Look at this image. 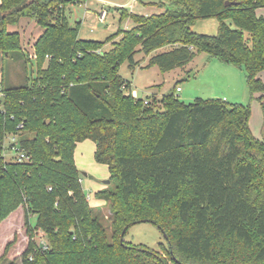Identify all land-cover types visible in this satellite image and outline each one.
<instances>
[{
	"label": "trees",
	"instance_id": "1",
	"mask_svg": "<svg viewBox=\"0 0 264 264\" xmlns=\"http://www.w3.org/2000/svg\"><path fill=\"white\" fill-rule=\"evenodd\" d=\"M167 1L178 9L123 10L121 20L133 27L100 42L80 38L67 2L1 0L0 52L18 57L27 82L0 92V224L24 207L23 264H264V127L256 138L250 107L219 99L187 105L174 92L157 108L134 98L119 75L125 61L135 70L139 52L150 56L146 68L162 73L206 53L244 68L252 98L264 95V18L257 15L264 0ZM22 18L43 30L33 46L35 75L20 34L7 29ZM212 18L217 35L193 31ZM110 40L112 48L102 51ZM164 47L171 49L157 52ZM13 137L26 160L6 159L4 144ZM85 141L94 142L96 163L110 172L111 186L96 193L109 204L108 223L91 207L76 165V147ZM143 222L162 231L168 248L125 240Z\"/></svg>",
	"mask_w": 264,
	"mask_h": 264
},
{
	"label": "rangeland",
	"instance_id": "2",
	"mask_svg": "<svg viewBox=\"0 0 264 264\" xmlns=\"http://www.w3.org/2000/svg\"><path fill=\"white\" fill-rule=\"evenodd\" d=\"M135 6V7H134ZM178 9L176 5L167 0H81L68 3L65 12L72 26L80 24V38L105 42L110 36L117 32L129 30L133 22L125 18L121 20L123 10L140 15L161 14L167 10ZM102 11H106V17L100 20ZM231 28L235 25L228 21ZM219 23L216 19L200 20L193 26V31L203 35L214 36L218 33ZM8 32H18L21 36L23 50L31 58L27 66L29 72L35 75L36 66L33 46L36 40L42 35L43 30L34 19L22 18L19 22L8 26ZM117 38L115 41H118ZM113 40H110L102 51L112 48ZM171 47H164L157 52L170 50ZM99 50V52H102ZM17 56L4 58L0 52V92L3 87H18L25 85L27 77L21 61ZM135 60L139 62L135 70L129 67L125 61L119 69V75L124 81L130 82L132 90L137 91L138 98L144 99L148 104L156 101L157 108H163L161 100L164 96L176 93L179 100L185 104H192L198 99L211 100L219 99L229 105L241 104L251 109L249 125L254 136L262 139L264 116L260 102L263 94H255L252 98L250 93L246 72L244 68L225 65L219 60L210 57L206 53L197 57L184 68H177L168 73H162L158 67L146 68L150 60L143 53H137ZM264 83V72L260 74ZM181 91H177V88ZM1 94V93H0ZM2 99V96H0ZM264 102V99H263ZM146 104V103H145ZM11 139H7L4 147L6 159L11 160L15 155L10 152ZM96 146L92 141L79 143L75 150L77 164L82 173V185L85 193L90 199V205L94 210L100 211L108 223L110 217L109 204L96 197L98 189H106L111 186L110 172L107 166L96 163L94 154ZM110 180V184L104 181ZM26 211L24 207L16 210L7 220L0 225V257L4 254L6 246L14 242L5 260L1 264H23L22 254L26 250L29 237L25 225ZM32 225L36 223V217L30 216ZM44 234L39 232L36 242L45 240ZM125 240L135 245H142L156 251H160V244L168 248V241L162 231L152 223L143 222L132 226ZM169 264H176L170 261Z\"/></svg>",
	"mask_w": 264,
	"mask_h": 264
},
{
	"label": "built area",
	"instance_id": "3",
	"mask_svg": "<svg viewBox=\"0 0 264 264\" xmlns=\"http://www.w3.org/2000/svg\"><path fill=\"white\" fill-rule=\"evenodd\" d=\"M106 17V11H102L101 15H100V20L103 21ZM36 56L34 55L33 58H35ZM48 58V57H47ZM177 91H181V88H177ZM132 96L134 98H138V95L135 91H132ZM146 104H148L147 102H145ZM22 125L19 126V128H21ZM11 139V143H10V152L13 153L15 156L14 157H17L19 158V160H26L27 159V156L24 152H22L20 149H19V146H18V143H17V138L13 137V138H10ZM5 148V147H4ZM7 150V149H6ZM6 151H5V156H6ZM13 157V158H14ZM40 245L42 246L43 250H47L48 249V244L45 240H41L40 242ZM32 259V258H31Z\"/></svg>",
	"mask_w": 264,
	"mask_h": 264
},
{
	"label": "crops",
	"instance_id": "4",
	"mask_svg": "<svg viewBox=\"0 0 264 264\" xmlns=\"http://www.w3.org/2000/svg\"><path fill=\"white\" fill-rule=\"evenodd\" d=\"M99 1H102V0H99ZM0 2H1V0H0ZM134 7H135V6H134ZM257 15H258L259 17H263V18H264V8H259V9L257 10ZM79 35H80V33H79ZM1 70H2V69L0 68V72H1ZM133 91H135V92L137 93L136 90H133ZM95 150H96V149H95ZM75 161H76V165H77V167L80 169L79 165L77 164L78 162H77V159H76V155H75ZM80 170H81V169H80ZM100 190H102V188L98 189L97 191H100ZM89 203H90V199H89ZM19 209H20V208H19ZM15 212H16V211H15ZM13 213H14V212H13ZM13 213H12V214H13ZM12 214H11V215H12ZM11 215H10V216H11ZM10 216H9V217H10ZM9 217H8V218H9ZM8 218H7V219H8ZM7 219H6V220H7ZM3 222H4V221H3ZM0 225H1V224H0Z\"/></svg>",
	"mask_w": 264,
	"mask_h": 264
},
{
	"label": "water",
	"instance_id": "5",
	"mask_svg": "<svg viewBox=\"0 0 264 264\" xmlns=\"http://www.w3.org/2000/svg\"><path fill=\"white\" fill-rule=\"evenodd\" d=\"M60 1H64V2H67V3H71V2H74V1H76V0H60ZM236 3L235 2H229V1H227L226 2V5L227 6H230V5H235ZM3 19V16H2V14L0 13V20H2ZM104 184H110V180H107V181H104ZM125 233V232H124ZM124 233H123V236H124ZM166 237V236H165Z\"/></svg>",
	"mask_w": 264,
	"mask_h": 264
}]
</instances>
